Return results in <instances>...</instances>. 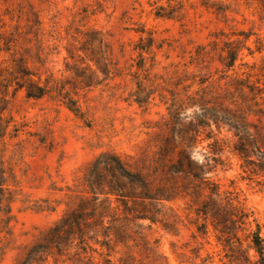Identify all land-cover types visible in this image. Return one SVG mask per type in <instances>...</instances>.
I'll list each match as a JSON object with an SVG mask.
<instances>
[{
	"label": "rangeland",
	"instance_id": "374dc122",
	"mask_svg": "<svg viewBox=\"0 0 264 264\" xmlns=\"http://www.w3.org/2000/svg\"><path fill=\"white\" fill-rule=\"evenodd\" d=\"M258 231L264 0H0V264H254Z\"/></svg>",
	"mask_w": 264,
	"mask_h": 264
},
{
	"label": "trees",
	"instance_id": "16d2710c",
	"mask_svg": "<svg viewBox=\"0 0 264 264\" xmlns=\"http://www.w3.org/2000/svg\"><path fill=\"white\" fill-rule=\"evenodd\" d=\"M158 16H164L165 14H157ZM233 61H235V58H232ZM45 95L44 90L42 88H38V92L34 94H28V97L32 98H40ZM189 141V140H188ZM180 144L184 150H187L189 148L188 142L186 140L180 138ZM250 217H252V213L246 212L244 208L241 207H234L230 213L224 217V222L221 226V228L215 227V230H218L221 233V237L225 235V230L228 226H237L240 228V226H245L250 224ZM255 222V220H253ZM258 230L259 226L257 225ZM251 238V248L255 251L257 259L255 260L254 264H264V239L260 236L259 231L252 233L250 235ZM237 233L236 232H230L226 234V237L224 239H220L219 241H223V245L226 247H229V249H232L233 241H238ZM232 260L235 261L236 258L232 257Z\"/></svg>",
	"mask_w": 264,
	"mask_h": 264
}]
</instances>
